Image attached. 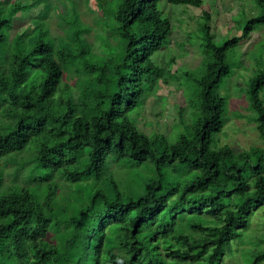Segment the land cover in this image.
I'll return each mask as SVG.
<instances>
[{
	"label": "trees",
	"instance_id": "obj_1",
	"mask_svg": "<svg viewBox=\"0 0 264 264\" xmlns=\"http://www.w3.org/2000/svg\"><path fill=\"white\" fill-rule=\"evenodd\" d=\"M69 1L68 12L47 2L31 31L12 35L42 0H0V264H229L236 252L264 264V145H220L227 99L216 91L227 50L264 23V0L222 44L205 13L195 118L175 141L130 113L177 78L174 57L157 60L173 33L161 1L204 0H95L101 51ZM246 93L264 143V69Z\"/></svg>",
	"mask_w": 264,
	"mask_h": 264
},
{
	"label": "rangeland",
	"instance_id": "obj_2",
	"mask_svg": "<svg viewBox=\"0 0 264 264\" xmlns=\"http://www.w3.org/2000/svg\"><path fill=\"white\" fill-rule=\"evenodd\" d=\"M47 2L53 3V7L56 8L61 4L60 8L66 12L70 10L69 0H42L41 4L31 10L17 14L11 29L12 35L31 31L34 27L33 19L39 15ZM76 2L83 22L92 28L88 39L101 51L103 46L98 37V31H101L98 28V17L102 11L97 8L95 0H91L89 4L86 0ZM160 6L173 22V33L166 48L157 56V60L165 65L169 58L174 57L175 62L171 65V70L177 78L176 80L171 78L168 83L161 81L160 87L147 98L143 108L130 115L147 134L162 133L171 141H175L180 133L189 134L190 125L195 118L198 79L202 73L201 64L206 48L203 32V25L206 23L205 13L210 16L207 24L211 32L216 34L215 42L222 44L227 38L239 36L243 32L248 20L256 18L258 7L256 0H204L200 7L161 1ZM50 13L53 33L62 34L57 15L53 11ZM47 18L49 20V17ZM227 59L231 64V72L224 76L216 87V91L227 99L223 111V117L225 120L227 118V122L219 136L220 145L228 143L236 150L251 145H264L256 129L254 112L249 106L246 93L250 78L264 69V23H256L248 39L228 49ZM185 108L186 111H183ZM113 165L116 167V164ZM126 172L132 178L147 175L131 168ZM7 179L9 178L6 177ZM258 219L259 215H256L252 226L260 225L261 218ZM52 235L50 234L51 237ZM248 242H245L246 246H250ZM242 259L239 252H236L233 256H227L225 263L243 264Z\"/></svg>",
	"mask_w": 264,
	"mask_h": 264
}]
</instances>
